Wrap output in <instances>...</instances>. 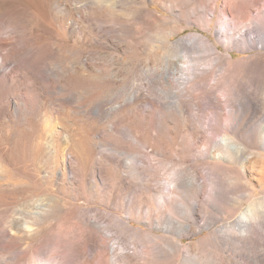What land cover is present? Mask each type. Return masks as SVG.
I'll return each mask as SVG.
<instances>
[{
    "label": "rangeland",
    "instance_id": "rangeland-1",
    "mask_svg": "<svg viewBox=\"0 0 264 264\" xmlns=\"http://www.w3.org/2000/svg\"><path fill=\"white\" fill-rule=\"evenodd\" d=\"M224 1L218 0L219 9L222 8ZM178 2L179 0H137V4L124 3L112 8L100 4L83 7L84 2L78 1L80 4L78 7L82 12L80 16L78 15L77 34L67 31L71 25L67 12H54L66 19L63 21V29L60 26H56V29L53 26L45 28L38 21L27 24V31L33 30L32 41L35 43L33 42V51L22 64L25 75L17 72L19 70H13L16 72L14 75L19 78V83H27L28 74L31 76L44 71V60L53 47L60 50L58 51L59 54L61 53L59 61L61 60V64L69 71V74L62 81V93H58L59 83H39L40 91L45 90L46 93L29 98V104L21 103L14 115L0 112V237L10 242L8 258L13 255L24 256L21 262L8 261L7 264H31L38 254L40 257L44 255L41 258L49 259L52 264L57 263L58 257L62 260L70 259L74 264H78L81 217L84 215L93 217L98 211L106 210L127 215L130 200L122 182L130 178L120 177L128 176L129 168L144 171V168L149 167L155 170L156 174L151 182L150 180L142 181L141 178L132 179L140 187L138 200L148 201L152 199L156 191L167 187L173 179V170L170 167L186 170L192 167V170L198 174V178H203L206 171L214 167V164H224L225 169L219 170L217 176L212 177L222 178L223 189L228 191L219 206L220 213L211 214L214 218L208 213L212 212L207 204L211 190L210 184L208 181L199 179L195 191L201 195V200L197 204L190 200V206L199 210L200 218L195 226L197 233L184 237L185 244L197 245L217 230L220 240L228 242V233L225 232L224 227L243 218L252 202L264 197L255 180L258 176L245 167L243 154L245 150L264 153L259 143L260 138L263 137L260 130L237 135L228 132L229 136L237 142L244 157H233L232 160L226 159L223 163L220 160V155L225 150L223 142L221 147L215 148L214 153L209 154L203 143L195 144L188 137L189 134L199 130L209 145L213 146L214 142L220 139L216 136L221 135L225 130L223 116L221 123L214 124L212 127L210 114L194 110L193 114L198 121H195L193 131H189L172 121L175 113L169 107H167L168 111H165V116L157 119V126L149 124L152 114L148 107L141 110L140 116L136 115L130 122L120 125L116 124V120H119L122 114H117L116 119L99 120L92 119L79 110L84 105L104 98L103 96L114 95L117 102H121L130 97L134 91L144 90L147 76L143 64L155 52H160L159 42L169 34H171L169 38L172 42L199 34L210 35L214 42L220 44L224 41L216 35L217 31L222 30L219 26L220 15L214 17L210 12L194 14V9L197 8L195 2L187 1L184 4H178ZM143 4H146L154 14L168 18L169 24L165 25L164 22L158 21L157 28L147 30L145 34L139 36L136 28L148 15ZM206 19H213L210 32L204 30ZM51 20L58 19L51 18ZM249 26L251 25L239 26L236 37L239 38V34L247 31ZM251 28L249 34L255 49L242 52L239 50L240 43L236 42L231 50L234 59H243L263 51L264 33L253 26ZM178 29L183 31L176 33ZM16 31L19 32L17 28ZM220 49L221 53L226 54L223 45ZM87 55L102 59L108 74L97 70L73 72V66H79ZM194 56L199 57L197 54ZM119 58L124 61L121 65L118 64ZM198 68V73H202L208 68L207 62H201ZM219 73L218 69L212 74L202 73L197 80L213 85ZM115 76L124 78L127 87L111 94L109 90L112 89L111 81ZM212 90H214L213 96H218L220 101L223 100L215 87H212ZM71 92L77 94V100L73 99ZM5 96L4 89L0 90V102ZM164 100L173 102V99ZM40 104L45 106L40 107ZM221 104L224 105L222 102ZM138 129V135L134 136L132 132ZM155 129L161 132L156 139L152 137ZM112 142L122 147H129V151L125 154V151L121 150L120 154H116L114 159H119L117 160L119 165L117 162L116 165L108 164L109 169L107 167L104 170L106 175L100 178L96 175L99 169L96 160L100 158L102 152L114 157L113 154L108 153V147L103 146ZM152 143L162 148V155H158V151L150 147ZM115 168L116 171L119 169L121 171L117 173ZM258 168L260 169V166ZM120 173L122 175L119 176ZM148 182L149 184H146ZM247 183L258 193L250 192ZM145 185L149 186V190ZM143 189L144 191H141ZM182 193L178 190L174 196ZM153 202L154 207L158 209L157 202L155 200ZM135 219L136 221L132 222L133 227L150 230L149 224L145 221V215L135 216ZM181 220L186 222L185 219L181 218ZM19 221L24 225L27 224V229L26 232L15 235L8 228ZM206 222H213L212 228H204L201 231V226ZM165 231L163 227L154 229L152 232L164 235ZM108 234L111 235L114 232ZM260 234L257 235V242L264 245V232ZM235 243L236 241H231L230 245ZM109 245L119 247L114 237ZM128 247L130 249L124 252L128 257V261L125 259L127 263L143 264L145 256L141 244L138 243L136 246L128 244ZM235 252L238 255L241 251L235 249L228 254H220L219 250L212 248L202 250V255L196 257L195 254L200 253L196 250L191 264H222L221 255L227 258L234 257ZM258 255L264 260L263 247L260 248ZM52 259L54 261H51ZM109 260L111 264H114L111 254ZM96 261L92 255L85 264H97Z\"/></svg>",
    "mask_w": 264,
    "mask_h": 264
},
{
    "label": "bare ground",
    "instance_id": "bare-ground-1",
    "mask_svg": "<svg viewBox=\"0 0 264 264\" xmlns=\"http://www.w3.org/2000/svg\"><path fill=\"white\" fill-rule=\"evenodd\" d=\"M78 1L84 2V6L81 5L83 7L100 4L116 8L124 3L137 4V0H0V90L4 89L6 92L4 100L0 102V112L14 115L19 110L21 103L29 104V98H35L46 93L45 90H43L44 92L40 91L39 83H59L58 93H62V81L67 78L69 71L61 64V60L59 61L61 53L59 54L58 51L60 50L57 47H53L44 60V71L31 76L28 74L30 77H27L29 80L27 83H19V78L14 75L16 72L13 70H19L17 72L25 75L22 64L34 49L33 30L28 32L27 24L38 21L45 28L53 26L56 29V26H60L63 29V21L66 19L54 12H67L70 17L68 21H71L67 31L71 34H77L78 15L80 16L82 12L81 8L78 7V5L80 6ZM187 1L196 3L197 8L194 9V14L210 12L214 17L220 15L219 26L222 30L217 31L216 35L223 38L224 41L220 44L214 42L210 35L199 34L172 42L169 38L171 34H169L159 42L160 52H155L143 64L147 76L144 90L134 91L130 97L121 102H117L114 95L103 96L104 98L98 99L92 104L84 105L79 110L92 119L99 120L114 119L117 114H122L119 120H116V124L120 125L124 122H130L136 115L140 116L141 110L148 107L150 114H152L149 124H156L157 126L159 118L165 116V111L169 107L175 113L172 121L189 131H193L194 123L198 121V118L193 114L194 110L199 113L210 114L212 122L210 126L212 127L214 124H220L223 116L225 130L221 135L216 136L220 139L214 142L213 146L209 145L199 130L189 134L188 137L195 144L203 143L209 154L214 153V149L221 147L223 142L225 150L220 155L221 159L219 158L223 163L226 162V159L232 160L233 157L245 156V167L258 176L255 180L264 194V153L245 150L243 156L237 142L228 134L231 132L237 135L260 130L263 137L260 138L259 143L264 151V46L263 51H258V53L243 59H234L231 55L232 46L236 42L240 43V47H238L242 52L255 49L249 33L252 26L264 33V0H225L221 9L218 8V0H179L178 4H184ZM143 6H145L144 9L148 15L142 19L136 28L139 36L145 34L147 30L157 28L158 21L164 22L165 25L169 24L168 18L154 14L146 4ZM51 18L58 20L53 21ZM212 24L213 19H206L204 30L210 32ZM241 25L251 26L244 33H238L239 38H237V29ZM15 26L19 32L16 31ZM160 26L164 27V25ZM182 31L183 29H178L176 33ZM221 45L224 46L226 54L221 53ZM194 54L199 57H195ZM201 62H207L208 67L202 73L212 74L216 69L220 72L219 77L214 79L213 85L197 80L202 74L198 73ZM123 63L124 61L119 58L118 64ZM188 63L190 65H186ZM88 70H97L108 74V69L105 68L102 59L91 55H87L79 66L74 65L72 69L75 73ZM111 84L112 89L109 90L111 94L127 87L124 78L120 79V76H115ZM212 87L219 91V96L223 100L220 101L218 96H213ZM71 93L73 99L77 100V94ZM164 99H173V102H165L167 100ZM44 106V104H40V107ZM154 132L152 134L154 139L161 135L158 129H155ZM138 133L139 129L132 132L134 136ZM103 146L108 147V153L113 154L114 157L105 155L103 152L100 153V158L96 160L99 165L96 175L100 178L104 177V170L108 164L113 165L115 163L116 165L117 160H119L114 159L116 154H120L121 150H124L125 154H128L129 151V147H122L114 142ZM150 147L158 151V155L163 154L162 148L156 147L155 144L152 143ZM190 151L192 150L190 149ZM117 164L119 165L118 162ZM116 168L115 172L119 173L120 169L116 171ZM123 168L125 167L123 166ZM170 169L173 170V179L169 185L156 191L152 199L148 201L138 200L140 187L132 179L141 178L142 181L150 180L151 182L156 174L154 169L147 167L144 168V171H140L129 168L128 176L120 177L130 178V180L122 182L130 200L126 216L106 210L104 212L98 211L93 217L85 215L81 217L78 264L87 263L88 258L92 255L96 258L97 264H111L110 254L113 256L114 264H128V257L124 252L130 249L128 244L136 246L138 243L141 244L145 256L143 264H191L196 250L200 252L195 254L197 257L202 250L212 248L219 250L220 254H228L229 251L235 249L241 251L238 255L235 252L234 257L229 256L227 258L221 255L222 264H264V260L260 259L261 257L259 258L258 255L260 248H264V245L257 242V235L264 232V197L255 199L243 218L231 222L228 227H224L225 232L228 233V242L220 240L217 236V230L197 245L195 243L185 244L184 237L193 236L197 233L195 226H197L200 218L199 210L190 206V200L196 204L201 200V195L195 191L198 180L203 179L210 184L211 190L207 204L212 212L209 211L208 213L210 215L220 213L219 206L228 191L223 189L224 180L222 178L212 177H216L219 170L225 169V166L224 164H214V167L206 171L203 178H198V174L192 170V167L187 170L174 167H170ZM246 185L250 192L258 193L248 183ZM145 186L149 190V186ZM178 190L183 193L174 196ZM154 200L158 204V209L154 207ZM142 215H145V221L149 224L151 231L133 227L132 222L136 221L135 216ZM181 218L185 219L186 222H183ZM26 225L19 221L8 230L19 235L26 232ZM212 226L213 222H206L200 229L201 231L204 228L211 229ZM112 227L114 228L112 229ZM163 227L166 230L164 235L152 232L154 229ZM112 231L114 234H108ZM6 237L9 236L6 235ZM113 237L117 240L118 248L109 245ZM6 240L0 237V264H7L8 261L15 260L21 262L24 256L20 257L10 252L13 257H7L11 245ZM231 241H236V243L230 245ZM45 253L47 255V252ZM41 257L38 254L36 260L31 264H52L49 259ZM72 263L74 264L70 259L62 260L58 257L56 264Z\"/></svg>",
    "mask_w": 264,
    "mask_h": 264
}]
</instances>
